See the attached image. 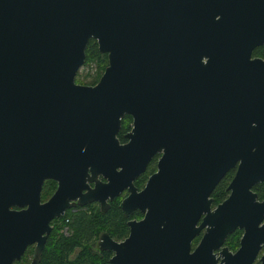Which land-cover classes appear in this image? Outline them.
I'll return each mask as SVG.
<instances>
[{"label": "water", "instance_id": "95a60500", "mask_svg": "<svg viewBox=\"0 0 264 264\" xmlns=\"http://www.w3.org/2000/svg\"><path fill=\"white\" fill-rule=\"evenodd\" d=\"M196 1L206 0H0V116L20 149L29 146L35 160L50 154V160L92 155L99 161L104 150L110 158L126 155L110 167L106 183L95 182L85 193L103 210L104 199L125 188L119 210L124 217L142 214L128 223L122 241L100 237L98 250L112 253L109 264H253L264 245V200L250 191L264 180V166L239 163L228 197L210 210L213 188L235 165L226 162L225 152L234 144L244 151L253 146V118L223 115L221 87L204 76L208 64L225 66L228 78L242 80L227 88L244 98L251 72L264 70L263 62L249 60L264 34L253 35L249 24L234 21L235 0L224 1L228 21L216 23L200 21L201 9L185 6ZM90 39L106 55V66L94 85L76 84ZM239 73L242 78L232 77ZM224 97V106L237 98ZM126 115L132 119L128 142L119 145L116 134ZM155 153L156 172L136 191L132 181ZM14 168L26 172L27 163ZM31 168L33 201L0 189V264L18 262L31 244L28 264H39L49 222L67 206L63 175L78 169L76 163ZM128 169L134 172L123 181ZM3 170L0 165V182L7 180ZM47 179L57 188L40 204ZM82 188L75 186L71 198ZM235 230L242 234L230 254L222 244ZM257 263L264 264V253Z\"/></svg>", "mask_w": 264, "mask_h": 264}, {"label": "flooded vegetation", "instance_id": "af4514ba", "mask_svg": "<svg viewBox=\"0 0 264 264\" xmlns=\"http://www.w3.org/2000/svg\"><path fill=\"white\" fill-rule=\"evenodd\" d=\"M224 1L227 0H206V1H196V3H189L185 4V6L191 7V8H200L201 13L204 15H200V17H203L200 19L202 22H226L228 21L226 16V6L224 5ZM177 2V1H176ZM184 2V1H182ZM235 11L237 13L235 22H239L240 24L247 23L250 27L252 34H264V0H235ZM193 11V10H192ZM199 12V11H198ZM231 13V12H230ZM231 19H229L230 21ZM210 37V35H208ZM260 60L264 63V43L254 46L250 52H249V60ZM204 65H207V63H204ZM207 73L204 74L206 81L210 84L211 79L217 80L219 83V86L221 87L220 93H221V104L218 109L221 108V110L224 112L223 115H230L234 118L238 117L239 115H250L253 118V122L251 123V126L253 127V146L250 151H244L242 146L238 144H234L227 152H225V159L226 162L229 161L231 163H235L234 167L230 168L218 181L216 186L221 182L222 183V193L219 194L221 196V199L218 203L213 202L212 194L215 189L213 188L211 194H210V210H212L217 204L223 202L229 195L228 185L233 178V175L235 174L237 165L239 163H256L257 165L264 166V70H254L251 72L250 77H252L253 80H251V90L248 92V94L241 98L239 94H241L240 91L239 94L234 93L233 89H228L227 86L231 85L233 83L235 84H241L242 80H231V78L227 77L226 74V67L225 66H211L208 64L207 67ZM212 70H217L219 73L212 74ZM224 70V72H222ZM232 75V74H231ZM235 76V78L241 76L242 78L243 74H235L232 75V77ZM92 86V85H90ZM236 90V89H235ZM231 92H233L231 94ZM224 94L230 96L233 95L237 97L235 101L227 106H224L229 101H225ZM222 106V107H221ZM125 117V116H124ZM123 117V118H124ZM122 118V119H123ZM233 118V119H234ZM122 119L120 120V126L119 130L116 134V139L118 140L119 145H123L128 142V139H125V135L130 133L131 129V123L132 119L130 116L126 115V131L121 132L120 129L122 128ZM11 131L10 128L3 127V120L0 116V165L4 170L2 172H6L7 174V180L4 182H0V189H5L7 193L16 196V197H24L26 196L27 199L31 198L33 201V195H34V188L35 184L33 182L34 177V170L31 168L34 163H60L62 167L65 165V163H76L78 169L72 170L66 174H64V181L66 183L67 191L69 194L65 196L66 200V207L62 211V215L57 218L53 219L49 222L50 230L46 236L43 248L46 244L47 238L51 236L53 233V229H55V224L60 223L63 218L66 215H78V214H84L86 217H92L96 213L104 215L107 214L112 205L119 211L121 217L124 220V224L126 226V237L128 235V223L130 221H138L142 218V214L138 211H134L131 215L128 214L126 217L123 216L121 211L118 208V205L122 201L123 198H125L128 195V192L124 188L119 192V194L112 198L111 200L107 197L104 199L103 202V210H101V207L97 201H90L87 196H85L87 189H92L94 187V183H106L107 177L106 174L110 170V167L113 165V163L120 162L121 158L122 160L126 157L125 153L121 155L113 154L112 157H109V154L106 150L103 152H98L99 161H96L92 158V155L86 156L84 159L76 160V161H69V160H50V154H48L47 159H40L35 160L34 156V150L30 149L29 146H27L26 150L23 151L20 149L19 145V138H13L12 133H9ZM5 132V133H4ZM119 133L121 134V139L117 137ZM235 133V131H233ZM47 135L45 132V139ZM160 157V153H155L152 155V157L148 160V162L144 165V168L142 172L138 173L137 176L132 181V185L135 188L136 191H140L147 179L156 172V165L157 160ZM125 162V161H123ZM24 163H27V170L24 172L21 168H14V166L23 165ZM99 164L100 171L95 172L96 165ZM124 164V163H123ZM128 165H138L140 163H127ZM86 165L84 171L82 167ZM116 172L120 171L119 167H116ZM134 171L131 169H128V174L123 176V181H125V178L127 180L128 175L132 174ZM63 178V177H61ZM80 183L83 185L84 188H82L79 192V196H75L74 198H71L72 194L75 193L74 189L75 186H79ZM57 188V182L52 179L44 180L40 186V190L38 193V201L40 204L45 203L48 201L54 191ZM251 193L256 195V199L258 201L264 200V180L261 182H258L250 187ZM78 201L84 202L83 205H79ZM34 204V202L32 203ZM25 208V207H24ZM24 208L18 209L15 207H9L10 210L20 211ZM66 219H64V223L67 226V223L65 222ZM65 226V227H66ZM64 227V225H63ZM64 227V228H65ZM62 228V227H61ZM67 230L68 226H67ZM66 230V231H67ZM70 231V230H69ZM240 231V230H239ZM203 231H200L199 235L195 237L191 242V249L195 247V245L198 243ZM106 233L101 232L98 234V236L92 240H89L86 246L89 248V250L92 253L99 254L101 252L108 253L110 256L112 253L107 251H99L98 250V242L100 240V237ZM242 232L240 231L239 237L235 238L233 236L228 235L226 239L224 240L222 247L226 248L227 251L230 254H233L236 249L238 248L239 239L241 237ZM70 235V232L66 236L62 237H68ZM108 236V235H107ZM109 237V236H108ZM113 241L120 242L123 239L114 240L113 238L109 237ZM34 244H31L27 246L24 250L23 255L20 257V260H22L24 257H28L27 263L28 264L32 257ZM43 250V249H42ZM42 253V251H41ZM264 253V245L261 246L260 251L258 252L256 256V260L253 264H258L257 260L259 259L260 255ZM41 255V254H40ZM223 259L222 256L219 257L216 263H220ZM19 260V261H20ZM18 261V262H19ZM40 262V261H39ZM16 263V262H15ZM14 263V264H15Z\"/></svg>", "mask_w": 264, "mask_h": 264}, {"label": "trees", "instance_id": "16d2710c", "mask_svg": "<svg viewBox=\"0 0 264 264\" xmlns=\"http://www.w3.org/2000/svg\"><path fill=\"white\" fill-rule=\"evenodd\" d=\"M92 66V75L82 76L78 71L75 74L74 82L76 84L94 85L106 66V55L99 54L96 44L89 40L84 50V63L82 68ZM80 67V68H81ZM128 121V120H127ZM126 116L122 119V128L120 131H126ZM117 135L121 139V134ZM222 193V183L220 182L214 189L212 198L214 203L221 199L219 194ZM112 205L107 214L101 215L96 213L94 216L86 217L84 214L66 215L58 223V227L64 225V219L69 220L68 227L71 234L68 237L56 235V227L53 233L47 238L46 244L40 255L39 264H109L110 254L101 252L92 253L86 246L89 240L98 236L101 232L106 233L114 240H121L126 237V226L119 211ZM66 226V224H65ZM239 230H235L230 236L238 238ZM76 250V251H74ZM25 257L15 264H26Z\"/></svg>", "mask_w": 264, "mask_h": 264}, {"label": "rangeland", "instance_id": "374dc122", "mask_svg": "<svg viewBox=\"0 0 264 264\" xmlns=\"http://www.w3.org/2000/svg\"><path fill=\"white\" fill-rule=\"evenodd\" d=\"M78 71H80L79 73L82 75V76H87V75H92V73H93V69H92V66H90V67H87V68H80ZM80 85H84V84H80ZM65 222L67 223V226H68V222H69V220H68V218L65 220ZM67 226L65 227V223H64V227L63 228H61V227H59V228H57L58 227V224L56 223L55 224V227H56V235L57 236H66L69 232H70V234H71V231H69V230H67ZM68 229H69V227H68ZM65 230H67V231H65ZM64 231V232H63ZM120 241V240H119ZM74 251H76V250H74ZM27 260H28V257L26 258L25 257V261L27 262Z\"/></svg>", "mask_w": 264, "mask_h": 264}, {"label": "built area", "instance_id": "2783aa9c", "mask_svg": "<svg viewBox=\"0 0 264 264\" xmlns=\"http://www.w3.org/2000/svg\"><path fill=\"white\" fill-rule=\"evenodd\" d=\"M66 231V230H65ZM64 232V231H63Z\"/></svg>", "mask_w": 264, "mask_h": 264}]
</instances>
